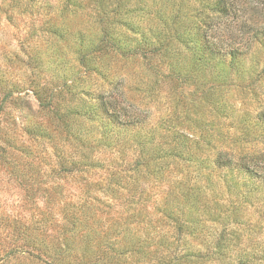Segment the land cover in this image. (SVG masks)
Returning <instances> with one entry per match:
<instances>
[{"label":"rangeland","instance_id":"1","mask_svg":"<svg viewBox=\"0 0 264 264\" xmlns=\"http://www.w3.org/2000/svg\"><path fill=\"white\" fill-rule=\"evenodd\" d=\"M207 4V0H0V73L4 71L16 85L13 96L18 97L15 103L4 104L0 118V264H51L62 242L63 202L82 186L72 175L59 173L57 137L38 138L24 129L30 120L47 122L36 91L52 93L54 102L77 106H83L84 90L91 91L89 97L112 93L120 105L145 113L149 123L182 129L209 155L218 149L236 155L264 151V119L259 117L264 107V41L241 55L239 65L230 64L229 55L208 61L198 35L192 41L179 37L190 21L199 26L207 18ZM247 11L253 21L264 20V7L254 1ZM142 33L153 44L142 43L141 52L124 53L127 40ZM90 38L100 42L98 47L81 52L82 43ZM76 121L89 124L81 118ZM53 123L47 122L50 128ZM107 129H112L109 124ZM132 152L136 155L128 152L129 159ZM101 153L105 160L119 162V153L109 147ZM98 175L92 179L99 180ZM159 184L153 189L156 200L166 187ZM95 195L102 197L98 190ZM123 195L114 197L116 206ZM116 209L120 211L121 205ZM29 236H36V249H30ZM253 240L244 239L239 246H264V233Z\"/></svg>","mask_w":264,"mask_h":264},{"label":"trees","instance_id":"2","mask_svg":"<svg viewBox=\"0 0 264 264\" xmlns=\"http://www.w3.org/2000/svg\"><path fill=\"white\" fill-rule=\"evenodd\" d=\"M253 1L264 7V0H207V18L199 26L190 21L179 37L192 41L198 35L205 59L214 62L229 55L230 64L239 65L241 55L264 41V20L253 21L247 11ZM129 39L122 47L127 54L141 52L142 43L153 44L143 33L139 41ZM86 40V45L80 42L81 52H93L103 37L100 42ZM15 93L16 85L3 71L0 118L4 104L17 101ZM90 93L82 91L86 99L77 106L54 102L52 93L36 91L46 121L54 122V127L32 120L24 125L27 133L38 138L57 137L59 173L72 175L82 185L71 200L63 202L62 242L53 262L264 264V246H239L244 239L254 242L253 237L264 233V151L236 155L218 149L209 155L182 129L149 123L145 113L120 105L112 93L89 97ZM259 117L264 119V107ZM107 147L119 153V162L101 156ZM130 151L136 155L132 152L129 159ZM161 182L166 184L163 195L153 199L157 195L153 189ZM107 195L111 198L103 197ZM116 195H123L117 201L120 211L113 201ZM252 213L258 221L251 218ZM29 238L30 249H36V236Z\"/></svg>","mask_w":264,"mask_h":264}]
</instances>
